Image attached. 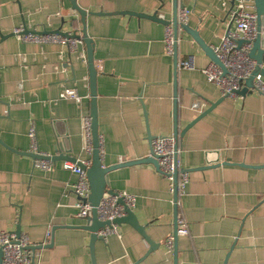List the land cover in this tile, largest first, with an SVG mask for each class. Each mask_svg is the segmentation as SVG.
Masks as SVG:
<instances>
[{
	"label": "crops",
	"instance_id": "crops-1",
	"mask_svg": "<svg viewBox=\"0 0 264 264\" xmlns=\"http://www.w3.org/2000/svg\"><path fill=\"white\" fill-rule=\"evenodd\" d=\"M76 2L87 11L95 45L103 165L149 156L150 138L173 136L175 83L180 131L220 102L179 140L180 166L189 180L178 212L190 235L178 237V264H264V96L252 91L222 100L202 74L212 61L188 33L180 37L178 58L195 55L196 69L175 73L163 43L166 25L128 14L157 13L169 22L173 0ZM179 2L190 11L191 29L211 48L218 46L231 1ZM21 26L78 35L83 30L70 0H0V232L20 226L32 247L50 246L34 251L37 264H92L91 232L77 216V176L64 169L75 161L58 158L50 172L34 168L27 135L34 122L41 152L67 157L70 148V158L90 159L82 133L84 117L91 116L88 63L66 45L20 41L13 33ZM261 40L264 48V23ZM62 86L75 88L82 103L60 99ZM106 182L113 192L136 196L133 212L159 247L146 256L149 244L124 223L95 242L96 264H174L166 247L175 231L167 179L156 167L138 164L110 171Z\"/></svg>",
	"mask_w": 264,
	"mask_h": 264
},
{
	"label": "built area",
	"instance_id": "built-area-1",
	"mask_svg": "<svg viewBox=\"0 0 264 264\" xmlns=\"http://www.w3.org/2000/svg\"><path fill=\"white\" fill-rule=\"evenodd\" d=\"M232 9L229 13L228 29L221 38V43L214 47L213 50L217 58L226 68V73L216 65L210 62L209 65L202 70V74L207 77L208 81L214 84L222 94V97L237 98V94L245 87V80L250 77V74L256 67L257 63L254 59L250 58V52L257 37V15L256 5L254 0H230ZM190 17V11L187 8L181 9L178 12V25H187ZM161 20L163 16L158 14ZM27 30H36L30 27H17L14 30L15 36L22 42L34 43L45 45L46 43L59 44L61 46H68L70 54L74 55L78 60L87 63L86 48L82 40L63 37L54 33H46V35H38L34 33L25 34ZM73 32H70L72 34ZM181 37V28L178 33L175 32L174 26L169 23L165 28V36L163 43L165 44V51L167 56H173L175 49L179 46ZM178 70H194L196 69L195 55L189 54L184 59L178 58ZM264 67V64L262 65ZM56 72L59 67L55 68ZM254 92L264 96V77L259 75L255 79ZM60 99L74 100L77 104H81V98L75 88L62 86ZM193 109L198 112L201 111L199 104H195ZM91 116L84 117L82 133L84 136L83 151L86 152L90 159L77 161L82 166L89 167L91 164L92 148H93V135L91 133ZM29 137V152L41 158L34 159V168L44 172H50L54 166L51 160L43 159L48 157L39 149V140L34 122L31 123L28 131ZM151 149L154 157L157 158L158 166H160L161 174L171 184V193L174 194V175L179 171L178 175V201L184 194L185 188L188 184L189 173L183 171L180 166L179 153L174 146L173 136H156L151 141ZM178 153V155H177ZM177 155V156H176ZM64 169L72 171L77 176V181L73 185V192L78 197L77 201V216L81 219L85 218L92 210V205L87 201L90 195V186L88 184L87 171L81 168L77 163L69 162L64 164ZM124 204H120L121 201ZM136 196L122 191L121 193L105 194L97 208L98 218L100 221L113 222L126 215L125 207L130 210L135 209L137 202ZM178 202V209H179ZM178 228L177 236H189V226L187 221L182 218L178 212ZM116 226L112 229L107 228L99 233L104 238L105 234L115 232ZM49 235V234H48ZM175 245V237L170 235L166 240V247L169 253H173ZM0 247L3 250V264H37L34 258V252L29 250L31 247L30 241L25 235L17 236L15 233L8 231L0 232Z\"/></svg>",
	"mask_w": 264,
	"mask_h": 264
},
{
	"label": "water",
	"instance_id": "water-1",
	"mask_svg": "<svg viewBox=\"0 0 264 264\" xmlns=\"http://www.w3.org/2000/svg\"><path fill=\"white\" fill-rule=\"evenodd\" d=\"M71 5H72V9L75 10L80 18H81V23H82V33L81 35H78L77 33L73 32L72 34H70V32H63L62 30H58V31H37V30H27L25 31V34L28 33H34V34H38V35H46V33H54V34H58L61 36H65L68 38H73V39H77V40H82L84 45L86 46V53H87V63H88V69H89V80H90V98H91V104H90V115H91V133L93 135V148H92V156H91V164L89 167H84L82 166L79 162H77L76 158H70L69 153L71 151H67L69 149L66 150V152H68L67 157H52L51 155H49L48 157H44L43 159L46 160H51L53 162H55V160H57L58 158H64V160L67 159H72L73 161H75L74 163H77L81 168H83L84 170L87 171V178H88V184L90 186V195L87 199V201L92 205V210L89 214L86 215L85 218H83L84 221H87V225L83 227V229H87L91 232L90 235V256H92V264H96L95 261V256H94V244L96 241L98 240H104V238L102 236L99 235V233L101 231L106 230L107 228L112 229L114 226L118 227L121 226L122 224L126 223L129 224L131 227H133V229H135L142 237L145 238V240L147 241V243L149 244V250L148 252L145 254L146 256L151 253L152 251L158 249L159 245L155 244L150 237L147 236L146 234V227L141 225L139 220H137L135 213L133 212V210H130L128 207H125V212L126 215L119 218V219H115L113 220V222L110 221H100L98 218V213H97V208L100 205L101 200L103 199L105 194H115V192L111 191L108 188L107 182H106V176L107 174L115 169H119L120 167H124V166H135L138 164H150L154 167H156L157 171L161 173L160 171V166H158V162H157V158L154 157L153 152L151 151L149 156L143 157V158H138L137 160H132V161H125V162H121L120 164L116 165V166H111V167H106L103 165L102 162V154H101V150H100V141H99V133H98V115H97V70H96V66H95V62H94V47L95 45L93 44V40L88 36L87 33V27H86V16H87V11L83 10L82 8H79V6L77 5L76 0H70ZM254 5H256V15H257V22H258V26H257V37H256V41L253 45V48L250 52V58L254 59L257 63L256 67L254 68V70L252 71V73L250 74V77H248L245 80V87L238 92L237 94L239 96H245L247 94H251L252 91L254 90V83H255V79L261 75L262 77H264V67H262V65L264 64V48L262 47V28H263V20H264V0H254ZM173 7H174V15H173V19L171 21H163L161 19L158 18V14H154L151 16H147L144 14H138V13H128V14H132V15H137L140 17H144V18H148V19H154L157 21L162 22L164 25H168L169 23H171L174 26L175 32L178 33L179 28H181V35L184 33H188L192 39L194 40V42H196L198 44V46L201 48V50L203 51L204 54H206V56L212 61L214 62L216 65H218L222 71L224 72V74L227 72L226 68L224 67V65L221 63V61L217 58L213 48H211L206 42H204L198 31L191 29V27L187 24V25H178V21H177V17H178V12L181 9H184L183 5L180 4L179 0H173ZM13 35H15L13 33ZM173 60H174V67H175V73L178 72V46L175 49V53L173 55ZM174 113H175V119H174V128H173V138H174V146L176 148V151L178 152L180 150L179 148V140L180 138H183L185 136V134L187 133V131H189L190 127H192L194 124H196L198 121H200L202 118H204L205 116H207V114L213 109L215 108L220 102H216L211 104V107L209 109H207V111H205L204 113L200 114L198 117H196L193 121H191L189 123L188 126H186L182 131H180L178 129V113H177V105H178V95H177V88H176V83H175V88H174ZM227 97H224L222 100H224ZM153 138H150V141H152ZM61 150V149H60ZM65 151V150H64ZM31 158L34 159H39L41 157L30 153L28 154ZM178 155V153H177ZM176 155V156H177ZM229 164V163H228ZM239 166H246L245 164L243 165H239ZM208 167H212V166H208ZM207 167V168H208ZM185 172H189L188 170H184ZM178 175H179V171H177L174 175L175 179H174V194H173V201H174V219H175V231L173 236L175 237V245H174V264H178V250H177V243H178V236H177V228H178ZM120 204H124L121 201H119ZM22 233L21 231V227L18 226L16 229L15 234L17 236H20ZM46 247H50V246H34V247H30L29 250H31L32 252L42 249V248H46ZM145 256V257H146ZM144 258L140 259V261H142ZM0 264H3V250L0 247Z\"/></svg>",
	"mask_w": 264,
	"mask_h": 264
}]
</instances>
